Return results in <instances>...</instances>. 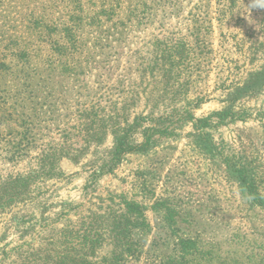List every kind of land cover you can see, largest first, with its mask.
<instances>
[{"label": "rangeland", "instance_id": "obj_1", "mask_svg": "<svg viewBox=\"0 0 264 264\" xmlns=\"http://www.w3.org/2000/svg\"><path fill=\"white\" fill-rule=\"evenodd\" d=\"M0 61V264H264V0H0Z\"/></svg>", "mask_w": 264, "mask_h": 264}, {"label": "trees", "instance_id": "obj_2", "mask_svg": "<svg viewBox=\"0 0 264 264\" xmlns=\"http://www.w3.org/2000/svg\"><path fill=\"white\" fill-rule=\"evenodd\" d=\"M218 1H223L224 3H226L229 0H218ZM61 31L63 34V40H62L60 46L62 49H67L74 42L75 35L72 33L71 27H68V26L63 27L61 29ZM68 43H71V44H68ZM22 54L24 56V60L22 61V63L20 65L22 67L29 68V66H28V64H29V59H28L29 52L26 49H23ZM2 67L8 69L9 65L4 61H0V68H2ZM145 69H146V67H145ZM143 70H144V68L142 69V71ZM28 75L29 74L26 73L25 77ZM145 77H146V75L141 73L138 76V78H139L138 83L134 82L133 84H135V85H132L126 93H123V95H122L123 99L122 100H125L128 97L127 95L129 93L131 94V96L135 95L136 98H138V95H137L138 94L137 90L139 89L138 86H141L142 81H145ZM25 83H26V80H22L21 84H25ZM141 92L144 94V90H142ZM110 105L114 107L116 105V102L111 101ZM137 117L138 116H134L131 120L126 119L125 121H123V123H118L117 125H113V126L111 125V129H110L111 131L110 132L112 133V137H113V146H112V151H111L112 158L111 159L113 160V163L114 162L116 163L120 159V157L123 153L134 150V148H136V147L142 148L147 143V139H145V137L138 144H133L132 142H130L126 138V135H127L126 131H128L130 127H132L133 125L136 124V121L138 120ZM82 119L84 120V118H82ZM154 131H155V129H154ZM144 132H146V131H144ZM84 135H85V133H83V136Z\"/></svg>", "mask_w": 264, "mask_h": 264}]
</instances>
